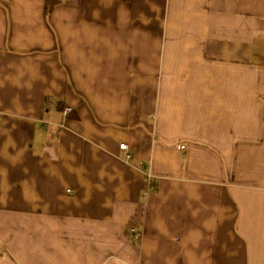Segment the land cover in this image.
I'll return each mask as SVG.
<instances>
[{
    "label": "crops",
    "instance_id": "0c3cea01",
    "mask_svg": "<svg viewBox=\"0 0 264 264\" xmlns=\"http://www.w3.org/2000/svg\"><path fill=\"white\" fill-rule=\"evenodd\" d=\"M0 264H264V0H0Z\"/></svg>",
    "mask_w": 264,
    "mask_h": 264
},
{
    "label": "built area",
    "instance_id": "2783aa9c",
    "mask_svg": "<svg viewBox=\"0 0 264 264\" xmlns=\"http://www.w3.org/2000/svg\"><path fill=\"white\" fill-rule=\"evenodd\" d=\"M49 102L53 101L52 97H49L48 99ZM72 110V107L70 106H63L61 109V113L63 118H66L68 116V114L70 113V111ZM180 150H184L185 149V145L184 144H178L177 146ZM119 148L121 150L124 151V156L126 159H128L130 157L127 145L124 143L119 144ZM146 182L148 184V188H153L152 185V176L150 174H146ZM147 193V190L143 192V194L145 195ZM128 234L131 238V240H133V242H139L141 234L140 232L137 230V227L135 226V224H129L128 225Z\"/></svg>",
    "mask_w": 264,
    "mask_h": 264
},
{
    "label": "trees",
    "instance_id": "16d2710c",
    "mask_svg": "<svg viewBox=\"0 0 264 264\" xmlns=\"http://www.w3.org/2000/svg\"><path fill=\"white\" fill-rule=\"evenodd\" d=\"M52 4H53V3H51V2H49V3L47 4V10H48L49 8H51ZM61 109H62V108H61Z\"/></svg>",
    "mask_w": 264,
    "mask_h": 264
}]
</instances>
